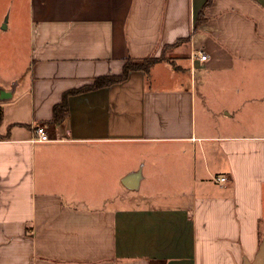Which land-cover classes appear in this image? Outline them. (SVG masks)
<instances>
[{
    "label": "crops",
    "instance_id": "1",
    "mask_svg": "<svg viewBox=\"0 0 264 264\" xmlns=\"http://www.w3.org/2000/svg\"><path fill=\"white\" fill-rule=\"evenodd\" d=\"M205 2L0 0V264L253 262L264 0ZM175 43V65L69 93L50 123L66 92Z\"/></svg>",
    "mask_w": 264,
    "mask_h": 264
},
{
    "label": "trees",
    "instance_id": "2",
    "mask_svg": "<svg viewBox=\"0 0 264 264\" xmlns=\"http://www.w3.org/2000/svg\"><path fill=\"white\" fill-rule=\"evenodd\" d=\"M209 2L210 0H206L205 4ZM202 19H203V16L199 14L195 21L194 28H196L198 25L202 23L203 21ZM183 40L185 39H181L179 40V42ZM175 46H176V43L167 44L162 48V52H164L166 49L174 48ZM160 60H162V54H161V57H158V58H154V57H148V58H143V59L127 58L124 61L122 71L120 74L99 76L95 78L93 83L91 85H88L87 87L81 88L79 90H73V91L66 92L65 94H63L61 101L53 106V115H52V119L50 120V123L59 124L67 116L68 114L67 94L72 93L74 91L87 90L90 88L101 87V86H105V85H109L112 83L122 81L127 78L130 71H134V70L142 71L144 75L148 78L151 67ZM1 114H2V110L0 109V117H1Z\"/></svg>",
    "mask_w": 264,
    "mask_h": 264
},
{
    "label": "built area",
    "instance_id": "3",
    "mask_svg": "<svg viewBox=\"0 0 264 264\" xmlns=\"http://www.w3.org/2000/svg\"><path fill=\"white\" fill-rule=\"evenodd\" d=\"M191 58L192 59L197 58L199 61H205L207 59V54L205 52H203V50L196 49L192 52ZM32 135L33 136L31 137V140L33 142L51 141V138L49 137V133H48L47 129L42 124L37 125L35 127ZM215 179L223 182V181H225L226 178L224 176H221V177H215Z\"/></svg>",
    "mask_w": 264,
    "mask_h": 264
},
{
    "label": "rangeland",
    "instance_id": "4",
    "mask_svg": "<svg viewBox=\"0 0 264 264\" xmlns=\"http://www.w3.org/2000/svg\"><path fill=\"white\" fill-rule=\"evenodd\" d=\"M161 54H162V60H160L158 62H161V61L162 62H168L171 65H175L178 60L174 61L173 59H175V58L178 59L180 57V55H184V52H182V53H181V51L180 52H175V51L173 52V48H171V49H166L164 52H161L159 56H155L154 58L161 57ZM158 62H156V63H158ZM182 64H183V61H181V66H182ZM198 103H199V100H198ZM210 105L212 106L211 107L212 110L213 109L216 110V107H215V103L214 102L213 103L211 102ZM214 114H216V111L214 112ZM213 119L214 120H217L216 119V115H214ZM197 120H198V112H197Z\"/></svg>",
    "mask_w": 264,
    "mask_h": 264
},
{
    "label": "water",
    "instance_id": "5",
    "mask_svg": "<svg viewBox=\"0 0 264 264\" xmlns=\"http://www.w3.org/2000/svg\"><path fill=\"white\" fill-rule=\"evenodd\" d=\"M264 261V237L259 245V250L255 255V258L251 264H260Z\"/></svg>",
    "mask_w": 264,
    "mask_h": 264
}]
</instances>
